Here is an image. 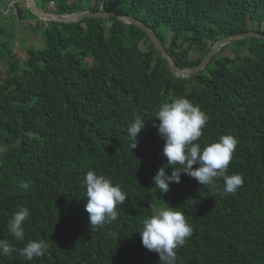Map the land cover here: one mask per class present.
<instances>
[{
    "label": "trees",
    "instance_id": "1",
    "mask_svg": "<svg viewBox=\"0 0 264 264\" xmlns=\"http://www.w3.org/2000/svg\"><path fill=\"white\" fill-rule=\"evenodd\" d=\"M39 2L54 3L59 13L87 6L141 19L180 68L202 62L221 38L264 34V0ZM20 5L30 17L26 2ZM43 34L44 47L26 46L25 59L9 33L0 34V239L17 249L43 239L48 249L32 262L19 251L0 255V264H159L138 232L159 205L179 207L192 226L177 264H264V40L237 41L246 55L221 56L206 71L177 79L136 25L88 17L51 22ZM194 50L202 53L193 57ZM181 96L209 117L198 142L237 138L227 170L244 178L235 194H223L220 177L215 187L201 186L183 173L167 194L155 188L167 161L151 120L162 103ZM137 115L145 127L131 150L127 128ZM89 170L128 195L118 219L99 229L84 208ZM20 206L30 216L25 239L15 241L8 221Z\"/></svg>",
    "mask_w": 264,
    "mask_h": 264
},
{
    "label": "clouds",
    "instance_id": "2",
    "mask_svg": "<svg viewBox=\"0 0 264 264\" xmlns=\"http://www.w3.org/2000/svg\"><path fill=\"white\" fill-rule=\"evenodd\" d=\"M25 0H0V34L5 30L11 36L9 41L17 39L13 50L21 55L28 53L26 46L43 48L46 35L43 30L51 21L28 16L26 9L20 5ZM38 6L46 13H59L54 3ZM28 7V6H27ZM82 10V9H81ZM29 11V10H28ZM4 22H3V21ZM5 22L12 23L11 27ZM7 27V28H6ZM44 41L40 45L39 40ZM21 41L23 52L17 50ZM15 48V49H14ZM25 56L22 59L26 58ZM209 120L208 115L189 99L181 96L170 102L162 103L151 121L158 134L164 140L163 155L166 164L162 165L153 177L155 188L161 196L167 194L171 183H179L181 173L196 179L202 186L215 187L217 177L223 180V194H235L244 183L239 173L227 174L228 166L238 144L232 134L222 135L213 142H198L203 136V129ZM158 121V123H157ZM145 127V120L139 115L129 124L127 135L131 150L138 145V134ZM198 165V167H193ZM171 168V174L168 169ZM82 184L86 187L85 211L89 214V224L93 229L102 228L118 219V206L125 203L128 195L118 183L109 177L97 174L95 170L86 172ZM30 216V209L20 206L8 221V230L15 241L25 239V221ZM142 245L148 251L159 255V264H177V249L186 243L192 235V226L185 213L179 207L160 208L154 214L145 216L138 231ZM48 249L46 240H30L21 249H17L9 240L0 239V255L11 256L19 251L27 261L42 257Z\"/></svg>",
    "mask_w": 264,
    "mask_h": 264
},
{
    "label": "water",
    "instance_id": "3",
    "mask_svg": "<svg viewBox=\"0 0 264 264\" xmlns=\"http://www.w3.org/2000/svg\"><path fill=\"white\" fill-rule=\"evenodd\" d=\"M28 6L29 13L33 17H38L43 20L59 23H74L79 22L83 18H98V19H116L126 24H133L141 28L143 32L148 36L155 50H157L161 57L165 59L168 70L177 79L188 78L192 75H197L206 71L210 66V63L215 64L214 56H217L218 52L227 44L237 42L249 37H256L264 40V34L257 31L241 32L234 35H230L226 38L219 39L206 53L203 61L193 67L180 68L176 65L174 58L169 55L159 39L157 38L153 28L145 24L141 19H138L131 15L118 14L112 11H90L87 6H84L82 10H77L71 13H46L38 6V0H25Z\"/></svg>",
    "mask_w": 264,
    "mask_h": 264
},
{
    "label": "rangeland",
    "instance_id": "4",
    "mask_svg": "<svg viewBox=\"0 0 264 264\" xmlns=\"http://www.w3.org/2000/svg\"><path fill=\"white\" fill-rule=\"evenodd\" d=\"M5 24H7L8 26L7 27H11V25H12V23H9V22H5ZM107 25H109V24H107ZM6 27V28H7ZM163 30H165V29H163ZM40 34L42 35V33L40 32ZM170 34V33H169ZM11 38V36L9 37V39ZM16 40L17 39H12V41L13 42H16ZM43 41H44V37H43V35H42V38L39 40V44H36V45H40V44H42L43 43ZM18 47H20V48H18L17 50H20V51H24L23 49H22V43H21V41L19 42V44H18ZM15 48H17L16 46H15ZM14 48V49H15ZM236 48V49H235ZM16 50V49H15ZM238 51V53H240V54H242V55H246L247 54V50H246V46L245 45H238V44H236V42H232V43H230V44H227V45H225L224 47H222V49L218 52V54H217V56L214 58V59H217V58H219V57H221V56H229V57H235L236 56V52ZM25 52V51H24ZM24 52L22 53V55H23V57L25 56L26 57V55H24ZM200 53H202V50H194V51H192L191 52V56H193V57H198L199 56V54ZM2 64H4V61H2ZM212 63H210V65H211ZM160 208H164L163 206H155L154 207V211H156V210H158V209H160Z\"/></svg>",
    "mask_w": 264,
    "mask_h": 264
},
{
    "label": "flooded vegetation",
    "instance_id": "5",
    "mask_svg": "<svg viewBox=\"0 0 264 264\" xmlns=\"http://www.w3.org/2000/svg\"><path fill=\"white\" fill-rule=\"evenodd\" d=\"M3 21V20H2ZM4 22V21H3Z\"/></svg>",
    "mask_w": 264,
    "mask_h": 264
}]
</instances>
